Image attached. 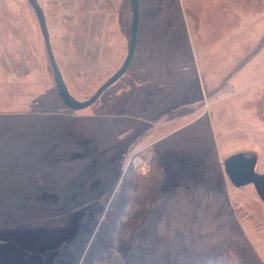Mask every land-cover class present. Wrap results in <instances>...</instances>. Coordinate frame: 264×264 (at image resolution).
<instances>
[{"label": "rangeland", "instance_id": "obj_1", "mask_svg": "<svg viewBox=\"0 0 264 264\" xmlns=\"http://www.w3.org/2000/svg\"><path fill=\"white\" fill-rule=\"evenodd\" d=\"M70 96L123 64L130 0H36ZM264 0H139L125 75L61 102L35 14L0 0V264H264Z\"/></svg>", "mask_w": 264, "mask_h": 264}, {"label": "water", "instance_id": "obj_2", "mask_svg": "<svg viewBox=\"0 0 264 264\" xmlns=\"http://www.w3.org/2000/svg\"><path fill=\"white\" fill-rule=\"evenodd\" d=\"M35 14L38 22L39 30L43 39L46 56L51 70L54 84L58 96L65 106L70 111H83L97 102L101 95L119 81L127 72L136 50L138 24H139V0H130L131 6V31L129 47L126 58L121 67L86 101L77 102L74 100L64 83L62 75L56 64L51 44L49 40V33L47 30L43 12L36 0H26ZM257 159L255 156L244 154H236L223 162V169L226 177L235 188H243L248 185L253 186L258 198L264 203V175L260 176L255 173Z\"/></svg>", "mask_w": 264, "mask_h": 264}]
</instances>
